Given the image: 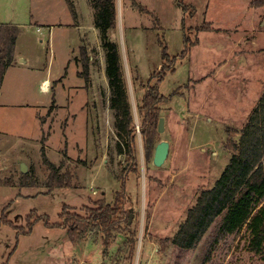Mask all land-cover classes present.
I'll return each instance as SVG.
<instances>
[{
  "label": "rangeland",
  "instance_id": "rangeland-1",
  "mask_svg": "<svg viewBox=\"0 0 264 264\" xmlns=\"http://www.w3.org/2000/svg\"><path fill=\"white\" fill-rule=\"evenodd\" d=\"M117 1V29L109 38L120 44L139 137L137 108L149 76L161 68L162 44L180 56L185 37L199 40L160 83L163 95L174 93L159 105L165 124L157 144L170 143L168 158L161 166L152 161L146 172L140 148L141 171L124 170L128 158L118 147L91 0H0V25L20 30L0 87V218L4 213L25 228L27 215L37 210L55 224L64 206L85 214L98 199L112 203L124 179L137 234L116 232L104 252L96 227L73 243L65 229L42 221L28 234L2 223L0 264H264V232L257 237L248 224L223 232L224 214L193 248L163 241L177 232L201 189L220 178L232 157L225 144L239 138L264 90V5ZM204 22L213 29H198ZM82 46L91 58L88 74ZM43 153L70 173L71 186L50 190ZM130 237L137 240L134 253Z\"/></svg>",
  "mask_w": 264,
  "mask_h": 264
},
{
  "label": "trees",
  "instance_id": "trees-1",
  "mask_svg": "<svg viewBox=\"0 0 264 264\" xmlns=\"http://www.w3.org/2000/svg\"><path fill=\"white\" fill-rule=\"evenodd\" d=\"M95 8V25L102 38L106 51V76L110 88V108L114 114V126L119 137L120 152H125L127 162L124 170L139 173L141 171L140 148L143 154L145 171L153 161L154 152L159 135V119L161 117L160 104L167 102L171 96H165L160 91V83L168 72L176 70L177 61L185 58L199 40L185 37V48L180 56L171 55L168 46L162 44L161 68L154 71L145 84V92L138 105L140 137L138 136L133 106L129 97L127 82L123 69L120 44L111 40L109 34L117 29L118 1L91 0ZM251 5L259 7L264 0H252ZM212 30L210 23L204 22L198 28ZM19 27L13 24L0 25V87L8 67L15 60V49L19 37ZM81 60L85 74L89 73L90 55L86 47H81ZM239 138L230 137L226 148L232 152V157L222 175L211 188H203L196 203L188 210L185 220L171 238L175 245L193 248L203 238L213 221L224 214L220 229L226 233L241 230L246 224L252 233L260 237L264 232V90L247 115L246 120L238 131ZM141 146V147H140ZM44 159L50 168L47 184L50 190L58 187L71 186L69 172H60L59 166L51 162L45 153ZM129 198L125 180L121 189L115 193L112 203L104 199L95 201L94 207L83 206L85 214L72 212L64 206L59 213L60 222L51 224L49 216L32 210L26 217V226L14 225L3 213L2 223H10L18 229V233H31L34 226L42 221L46 226L60 227L67 231V236L73 243H77L90 228L96 227L103 233V242L107 248L112 244L115 233L128 230L132 235L137 232L130 224L131 208L127 206ZM132 252L136 250L137 240L130 237ZM16 247L14 248V250ZM202 264H206L204 259Z\"/></svg>",
  "mask_w": 264,
  "mask_h": 264
},
{
  "label": "water",
  "instance_id": "water-1",
  "mask_svg": "<svg viewBox=\"0 0 264 264\" xmlns=\"http://www.w3.org/2000/svg\"><path fill=\"white\" fill-rule=\"evenodd\" d=\"M164 124H165V118L160 117L159 119V131L160 132L164 131ZM169 149H170V143L167 140H163L157 144L155 148V152H154V158H153V163L156 166H161L165 163L169 155Z\"/></svg>",
  "mask_w": 264,
  "mask_h": 264
},
{
  "label": "crops",
  "instance_id": "crops-1",
  "mask_svg": "<svg viewBox=\"0 0 264 264\" xmlns=\"http://www.w3.org/2000/svg\"><path fill=\"white\" fill-rule=\"evenodd\" d=\"M20 58H22L23 61H26V59H25L24 57H21V56H20ZM44 84H45V85H44L45 88L47 89V88L49 87V85H48V80H45V81H44ZM46 85H47V87H46Z\"/></svg>",
  "mask_w": 264,
  "mask_h": 264
}]
</instances>
